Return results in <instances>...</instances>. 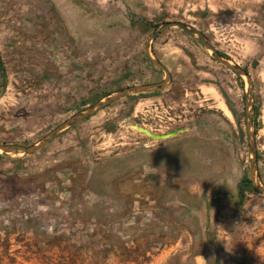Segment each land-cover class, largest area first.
Masks as SVG:
<instances>
[{
	"label": "rangeland",
	"instance_id": "rangeland-1",
	"mask_svg": "<svg viewBox=\"0 0 264 264\" xmlns=\"http://www.w3.org/2000/svg\"><path fill=\"white\" fill-rule=\"evenodd\" d=\"M0 264H264V0H0ZM240 194L243 199H240Z\"/></svg>",
	"mask_w": 264,
	"mask_h": 264
},
{
	"label": "water",
	"instance_id": "water-1",
	"mask_svg": "<svg viewBox=\"0 0 264 264\" xmlns=\"http://www.w3.org/2000/svg\"><path fill=\"white\" fill-rule=\"evenodd\" d=\"M178 28L181 29L185 32H187L188 34H191L193 36H195L200 43L203 45V47L210 51L212 53V57L215 59V61H217L219 64L225 66L226 68L230 69L232 72H234L235 74L239 75V76H243L246 78L247 81V85H248V92H247V103L245 105L246 107V118H247V122H246V126H247V133L250 139V147H251V175L253 174V166L255 163V151H254V140H253V134L250 132V127H251V123H250V114L248 112V108L251 102V83H250V78L248 76V74L240 69L237 66H233L231 64H229L227 61L223 60L216 52L215 50L212 49V47L206 43L204 36L197 32L196 30H194L192 27L190 26H186L184 24L181 23H163L162 25H160L149 37L146 45H145V52L147 54V56L149 57V60L151 61V63L157 67L159 70H161L164 75H165V79L163 82L157 83V84H148V85H141V86H136V87H129V88H125L123 90H121L120 92L110 95L107 98L99 101L98 103H96L95 105H93L92 107H90L89 109L80 112L74 116H72L70 119L66 120L64 123H62L60 126H58L57 128H55L50 134H48L44 139H42L38 144L25 148V147H21V146H2L0 145V151L5 153V154H9V153H14V152H21L25 155H30L35 153L36 151L40 150L41 148H43L44 146H46L47 144H49L54 138H56V136L64 129L71 127L72 125L76 124L77 122H79L80 120H83L84 118H87L88 116L93 115L95 112H97L98 110L104 108L105 106H107L109 103H111L112 101H115L119 98L125 97L127 95H132V94H137V93H144V92H154V91H159L162 90L163 88H165L168 83H169V75L166 71V69L156 60H153L152 58H150L149 52H148V45L150 44V42L156 38V36L162 32L163 30L167 29V28ZM250 183L251 186L258 192L264 193V188L263 187H258L257 185H255L254 180H253V176H251L250 178Z\"/></svg>",
	"mask_w": 264,
	"mask_h": 264
},
{
	"label": "trees",
	"instance_id": "trees-1",
	"mask_svg": "<svg viewBox=\"0 0 264 264\" xmlns=\"http://www.w3.org/2000/svg\"><path fill=\"white\" fill-rule=\"evenodd\" d=\"M0 86L4 89L5 88V74H4V69H3V65L0 61ZM246 188H251V183L249 180H242L240 183H239V186H238V192H242L243 189ZM240 199L242 200L243 199V196L240 194Z\"/></svg>",
	"mask_w": 264,
	"mask_h": 264
}]
</instances>
